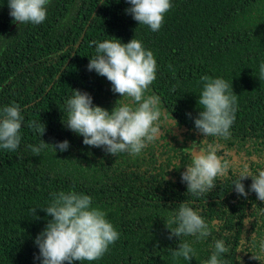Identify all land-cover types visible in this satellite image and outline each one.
<instances>
[{
  "label": "trees",
  "instance_id": "obj_1",
  "mask_svg": "<svg viewBox=\"0 0 264 264\" xmlns=\"http://www.w3.org/2000/svg\"><path fill=\"white\" fill-rule=\"evenodd\" d=\"M102 2V3H101ZM158 32L138 25L125 10L127 0H50L39 25L16 23L8 0H0V109L17 104L24 116L21 143L15 152L0 148V264H41L36 236L48 220L52 193L74 190L92 197L119 232L102 258L74 264H205L215 239L229 252L225 264H259L239 252L243 231L264 234V204L255 193L247 198L232 188L234 174L209 193L194 196L181 181L193 144L200 111L202 76L225 79L237 96L231 137L222 154L250 156L253 168L264 162V0H171ZM119 38L141 40L156 58V79L148 94L160 97L161 109L176 126L164 121L161 134L138 156L107 154L83 144L68 129L67 100L74 89L88 92L93 105L109 111L120 96L106 77L89 71L96 44ZM122 99V98H121ZM191 114V115H189ZM45 124L41 136L28 126ZM160 135V136H159ZM48 147L33 155L29 145ZM69 141L57 152V142ZM53 144V145H51ZM246 190L251 179L244 181ZM188 203L209 223L211 235L196 242L191 260H173L183 240L170 238L169 216ZM254 206V208H253ZM36 209V215L31 209ZM251 215L255 222L245 225ZM175 227V225H172Z\"/></svg>",
  "mask_w": 264,
  "mask_h": 264
},
{
  "label": "clouds",
  "instance_id": "obj_2",
  "mask_svg": "<svg viewBox=\"0 0 264 264\" xmlns=\"http://www.w3.org/2000/svg\"><path fill=\"white\" fill-rule=\"evenodd\" d=\"M50 0H8L9 15L14 22L39 25L47 17ZM102 3V2H101ZM126 12L151 31L158 32L165 14L171 9V0H127ZM96 44L95 55L87 65L89 71L106 77L112 91L120 99L111 111L93 105L92 96L79 89L67 100L68 129L83 137V144L103 148L107 154L128 153L138 156L146 146L161 134L162 115L164 121L176 126L175 120L167 118L161 109L160 97L148 94L150 85L156 79L157 61L154 53L146 49L141 40L132 38L124 43L119 38L106 39ZM260 78H264V63L260 65ZM202 91L198 96L200 111L194 118V128L202 139L193 144L189 153L191 161L184 166L181 181L194 196L211 192L218 181L234 174L232 188L237 195L247 198L255 193L256 199L264 204V162L255 168L251 157L243 153L231 156L222 154V141L231 137V127L236 119L237 96L232 86L223 78L202 76ZM122 98V99H121ZM191 115V114H189ZM24 116L17 104L0 109V148L15 152L20 143V130ZM28 126L41 136L45 124L30 121ZM160 136V135H159ZM49 143L29 145L33 155H40ZM53 145V144H51ZM54 150L63 152L69 148V141L57 142ZM251 179L247 190L245 180ZM254 208V206H253ZM36 209H31L36 215ZM51 219L36 236L34 243L39 248L41 264H74L75 261L99 260L109 246L119 239V232L107 219V214L94 207L92 197L69 190L52 193L46 208H41ZM259 215H264L262 209ZM255 222L249 215L245 225ZM175 225V227H172ZM172 236L194 237L183 240L172 252L173 260L183 258L189 261L196 254L194 243L205 240L212 229L208 222L186 202L179 204L166 224ZM229 247L223 239H215L213 250L205 264H225L222 254ZM239 252L250 253V259L264 264V234L243 231L239 241Z\"/></svg>",
  "mask_w": 264,
  "mask_h": 264
},
{
  "label": "water",
  "instance_id": "obj_3",
  "mask_svg": "<svg viewBox=\"0 0 264 264\" xmlns=\"http://www.w3.org/2000/svg\"><path fill=\"white\" fill-rule=\"evenodd\" d=\"M18 24V22H16L13 26H12V28L11 29H13L16 25Z\"/></svg>",
  "mask_w": 264,
  "mask_h": 264
}]
</instances>
